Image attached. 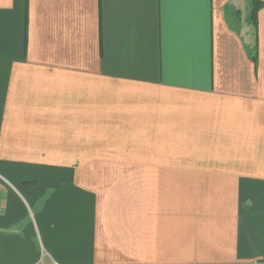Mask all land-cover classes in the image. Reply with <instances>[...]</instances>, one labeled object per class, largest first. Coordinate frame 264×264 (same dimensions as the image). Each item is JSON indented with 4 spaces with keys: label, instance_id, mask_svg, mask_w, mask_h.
I'll use <instances>...</instances> for the list:
<instances>
[{
    "label": "crops",
    "instance_id": "obj_1",
    "mask_svg": "<svg viewBox=\"0 0 264 264\" xmlns=\"http://www.w3.org/2000/svg\"><path fill=\"white\" fill-rule=\"evenodd\" d=\"M0 230V264H264V0H0Z\"/></svg>",
    "mask_w": 264,
    "mask_h": 264
},
{
    "label": "water",
    "instance_id": "obj_2",
    "mask_svg": "<svg viewBox=\"0 0 264 264\" xmlns=\"http://www.w3.org/2000/svg\"><path fill=\"white\" fill-rule=\"evenodd\" d=\"M2 231H5V232H7V230H0V232H2ZM9 232V231H8Z\"/></svg>",
    "mask_w": 264,
    "mask_h": 264
},
{
    "label": "rangeland",
    "instance_id": "obj_3",
    "mask_svg": "<svg viewBox=\"0 0 264 264\" xmlns=\"http://www.w3.org/2000/svg\"><path fill=\"white\" fill-rule=\"evenodd\" d=\"M60 161H64V160H60Z\"/></svg>",
    "mask_w": 264,
    "mask_h": 264
}]
</instances>
